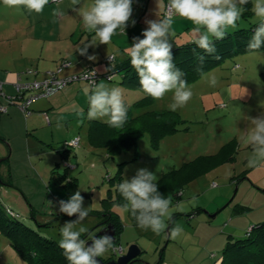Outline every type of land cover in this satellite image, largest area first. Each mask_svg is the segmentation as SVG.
<instances>
[{"label":"rangeland","instance_id":"obj_1","mask_svg":"<svg viewBox=\"0 0 264 264\" xmlns=\"http://www.w3.org/2000/svg\"><path fill=\"white\" fill-rule=\"evenodd\" d=\"M249 1L250 12L247 16L242 15L238 28L257 22L252 11L254 0ZM159 2L151 0L150 6L157 7ZM155 19H158V15ZM182 23L178 27L182 32L180 36L184 38L177 43L193 39L194 25L186 20ZM179 34L170 39L172 47L175 46L173 40H180ZM210 75H215L217 79L214 87L205 78ZM102 80L108 81L109 85H106L109 88L122 90L128 113L133 118L146 112L169 110L168 106L173 102L172 92L159 100L144 97L140 89L121 84L119 74H115L111 80L104 78L99 82ZM186 81L192 89V98L184 107L169 110L182 121L179 125L181 129L161 136L156 146L150 141L149 132L144 131L135 145L110 154L114 134L104 120H96L100 124L92 128L94 133L91 139L88 127H77L74 135H78L80 141L73 148L75 154L67 160L69 168L66 169L62 162L56 169L58 172L66 169L64 177L61 178L58 172L51 175V169L44 165L40 174L45 180H40L38 186L34 184L35 181L22 182V186H28H23L27 191L29 187L33 190L29 192L31 201L27 197H18L23 212L12 208L19 213L18 219L59 244L60 228L65 221L76 217L61 213L58 201L67 200L79 190L84 197L85 207L89 210L114 211L122 224L118 242L114 243L123 249L122 253L109 251L101 257L103 260H116L131 244H136L142 250L139 258L144 264H220L227 242L243 239L250 226L264 220V165L248 167L247 159L252 150L240 142V136L251 128L249 118L264 115V50L225 57L212 67L195 71ZM225 104L229 107H224ZM44 132L41 138L47 136ZM66 135L65 127L64 130H56L55 140L61 142L52 148L61 147ZM32 149L34 147L31 146ZM19 168L20 174L35 176L32 168L23 166V161ZM139 168H147L156 174L157 183L161 182L158 184L159 191L172 200V220L167 221V229L159 235L151 230L139 229L131 215L119 207L124 201L117 190L119 181L113 178L118 173L121 180L130 179ZM51 176L63 179L62 184ZM73 178H76V185L70 193L67 184ZM0 190V203L9 205L16 195L3 196L1 182ZM176 191L179 197L175 199L172 193ZM99 222L98 216L89 214L77 227L84 226L88 232L94 231ZM177 224L183 227L184 234L172 240L169 232ZM8 241L5 235L0 234V253H3L6 261L10 264H29L26 260L11 259Z\"/></svg>","mask_w":264,"mask_h":264},{"label":"clouds","instance_id":"obj_2","mask_svg":"<svg viewBox=\"0 0 264 264\" xmlns=\"http://www.w3.org/2000/svg\"><path fill=\"white\" fill-rule=\"evenodd\" d=\"M50 2L57 4L52 10L53 16L62 17L64 10L59 7L62 0H2L7 7L22 8L29 14L37 15L41 14ZM248 3L249 0H168L166 5L161 3L160 7L166 9V14L159 19L146 20L147 27L141 34L143 38L133 37V43L128 46L126 52L143 92L156 100L172 92L173 102L169 104V110L176 111L184 107L192 98L193 92L188 82L183 79L184 73L172 62V44L169 41L174 34L175 18L190 21L194 27L193 39L189 42L211 54L215 51L213 40L223 39L229 30L238 28V21ZM80 4L81 0H71L72 9L78 12L83 21V28L92 35L91 39L76 51L88 60L96 59L95 54H88L90 46H108L114 36L126 35L129 22L132 25L136 23L132 19L133 0H92L91 4L83 9L76 7ZM252 11L258 26L254 29L248 48L250 51H256L264 43V0H254ZM118 54V48H113L111 54L108 52L111 65ZM94 77V71L85 76L91 80V83L83 88L88 109L86 115L83 109H75L78 123H82L85 118L104 120L110 127L122 128L127 121V105L122 90L96 82ZM205 78L210 86L216 85L215 75ZM224 107L229 105L225 104ZM249 119L251 128L240 136V142L252 150L247 159L248 167L258 168L264 165V115ZM157 181L158 177L152 171L139 168L130 179L121 180L117 190L124 201L119 205L122 211L135 219L139 229L151 230L159 235L167 229V221L172 220L173 213L170 211L172 200L161 194ZM49 203L52 204V201ZM58 204L61 213L76 217L74 220L65 221L60 228L59 246L68 264H99L97 258L114 249L113 237L105 231L101 235L91 236L90 239L82 238V234H86L88 229L77 225H82L89 215V209L84 206L81 191H75L67 200H59ZM183 234V227L177 224L170 229L169 238L176 240Z\"/></svg>","mask_w":264,"mask_h":264},{"label":"crops","instance_id":"obj_3","mask_svg":"<svg viewBox=\"0 0 264 264\" xmlns=\"http://www.w3.org/2000/svg\"><path fill=\"white\" fill-rule=\"evenodd\" d=\"M150 1L133 0L132 19L136 23L132 25L129 22L126 35L114 36L108 46L104 44L90 46L87 50L88 54H95L96 59L88 60L76 50L82 47L83 43H87L92 34L83 28V21L78 12L72 9L71 0H62L59 4V7L64 10L62 17L53 16L52 10L57 7V4L51 2L45 6L41 14L37 15L29 14L22 8L7 7L0 0V82L2 83L0 104L6 108L5 111H0V176L1 180L5 181L4 184L1 183L4 188L3 196L18 195L12 197L9 205L5 207L17 214L19 213L12 208L23 212L22 202L18 197H27L31 201L29 192L33 188L29 187L27 191L23 187L26 185H21L22 182L35 181L34 184L38 186L40 180H45L40 174L44 165L51 169V175L57 172H52V169L54 167L57 169L62 162L70 160L72 155L70 153L67 157L62 156L64 142L78 136L74 135L77 127H88L90 122L85 118L82 123H78L79 118L75 111L77 108L83 109L86 115L88 103L83 94V88L88 85L86 81L70 82L49 96L32 100L28 115H25L17 104L8 102V96L16 93V84L33 79L43 80L48 77V71L58 69H60V76L78 74L88 69H93L100 74L108 72L116 61L127 57V48L133 43V37L143 38L142 31L147 27L145 21L153 20L157 15L159 19L163 10V7H160L162 2L160 0L157 7L153 8L150 6ZM91 2L92 0H81V4L76 7L83 9ZM149 6L153 9H149ZM150 10L152 12L149 14ZM182 22L180 18L175 19L174 34L170 39L181 32ZM183 38L181 36L178 41ZM113 48H118L120 54L116 55L111 65L107 58L108 52L111 54ZM101 82L108 84L105 80ZM64 127L68 135L63 139L61 147L59 145L53 149V145L61 142L55 140L56 130L59 128L64 130ZM43 132L47 133V136L43 135L41 138ZM71 134L74 136L69 137ZM31 146L35 149L34 153H32L34 149L31 151ZM21 161L24 167L33 169L35 176H29L27 173L20 174ZM0 195H2L1 190ZM8 245L7 249L10 251L12 260H24L10 243ZM0 264H10L3 257V253H0Z\"/></svg>","mask_w":264,"mask_h":264},{"label":"trees","instance_id":"obj_4","mask_svg":"<svg viewBox=\"0 0 264 264\" xmlns=\"http://www.w3.org/2000/svg\"><path fill=\"white\" fill-rule=\"evenodd\" d=\"M167 2L168 0H164V5H166ZM249 6H251V1H249V3L244 6L247 10L243 14V16H247V14L250 12ZM165 11L166 10L163 7L160 17H163L166 14ZM257 26L258 21L250 24L248 27H241L236 30L229 31L223 39H214L213 45L215 51L211 54L206 53L195 43H190L189 41L177 43L179 41L178 39H175V41L173 42L175 46L172 47V62L176 68L184 73L183 79L187 80L195 71L212 67L223 61L225 57L244 52H251L248 48V44L254 33V29ZM181 33L182 32H180V34L178 33L179 36L181 35ZM178 34H176L175 36H177ZM175 36L173 37V39L175 38ZM262 49L264 50V43H262L261 48L258 50ZM107 60L109 61L108 58ZM106 74H110L112 75V77L110 79H107ZM115 74L120 75L121 84L143 91L139 85V78L135 70L131 67L128 57H125L121 61H116L108 72L104 74L98 73L99 78L97 79V82H99L100 79L104 78L107 80H111ZM147 96L148 95L144 93V97ZM90 122L87 131L91 139L92 134L94 133L92 128H97L100 122L96 120H90ZM181 123L182 121L179 119V117L169 110H165L159 113L152 111L146 112L137 118L131 117L127 110V121L125 122L124 126L122 128L110 127V132L114 134V138L112 139V143L109 147V153H116L117 151L119 152L121 150H124L125 148L133 144L135 145L138 138L144 131L149 132L150 141L154 146H156L161 136L181 129L179 128V125ZM73 150L74 149L72 147H69L65 141L64 148L63 150H61V154L62 156L67 157L70 153L72 155L75 154ZM123 162L124 161L120 163ZM66 163L67 162L65 161L64 167L67 169L69 168V165ZM65 170H62V172L57 171L61 178L64 177ZM53 171H56V167L52 169V172ZM52 179L57 181L58 184H62L63 182V179H59L58 177L54 178L52 176ZM113 180H118L120 183V174L117 173ZM0 182L3 184L5 183V181L1 180V176ZM160 183L161 182L157 184ZM75 185L76 178L69 180L67 188H69L70 193L73 192L71 188H74ZM171 188L170 190H172ZM172 195L175 199L179 197L178 191L173 192ZM30 211L32 214L33 208H31ZM89 214L98 216L100 218V222L97 224L94 231L91 230L86 234H83L82 238L87 239L92 233H94L103 225L112 223L114 225L115 236L117 237L118 242L122 224L119 221L117 213L111 210H89ZM18 215L19 214L13 212L11 209L3 206L0 203V232L8 238L12 248L24 260H26L29 264H68V261L63 254V250L56 241L41 235L35 229L25 225L18 219ZM132 221L134 224H136V221L133 217ZM222 253L223 254L220 264H263L264 220L250 226V228L247 229L246 236L243 239L240 238L234 241L227 242L226 246L223 248ZM127 264H144V262L139 258L138 255Z\"/></svg>","mask_w":264,"mask_h":264},{"label":"built area","instance_id":"obj_5","mask_svg":"<svg viewBox=\"0 0 264 264\" xmlns=\"http://www.w3.org/2000/svg\"><path fill=\"white\" fill-rule=\"evenodd\" d=\"M166 10V9H165ZM166 13V11H165ZM30 71V70H28ZM60 69L56 71H48V77L43 80H36L33 79L31 82H20L16 84V93L13 96H8L9 103H16L20 110L25 114L28 115L30 113L29 106L31 101L40 97L49 96L59 89H62L66 84L76 81V80H84L87 84L91 83L90 79H86L85 76L90 72H95L94 79L97 82L99 78L98 73L93 69H88L82 71L78 74H70L67 76H60L59 75ZM112 75L106 74V78L110 79ZM2 89V83L0 82V93ZM5 106L0 104V111H5ZM66 144L69 147L75 148L79 144V137L75 136L70 140L66 141ZM114 254H121L123 249L120 246L114 245V249L110 250Z\"/></svg>","mask_w":264,"mask_h":264},{"label":"water","instance_id":"obj_6","mask_svg":"<svg viewBox=\"0 0 264 264\" xmlns=\"http://www.w3.org/2000/svg\"><path fill=\"white\" fill-rule=\"evenodd\" d=\"M105 231L113 237L114 243H116L117 237L115 236L114 225L112 223H107L103 225L97 231L92 233L90 237H88L87 239H90L91 236L93 235H101ZM88 243H90V241ZM140 252L141 250L136 244H131L128 247V250L124 254L120 255L116 260L104 261L102 258H97V259H98L99 264H127L131 260L136 258L140 254Z\"/></svg>","mask_w":264,"mask_h":264}]
</instances>
